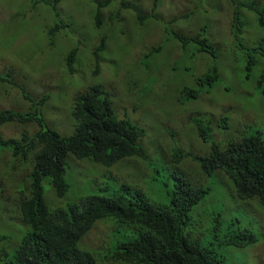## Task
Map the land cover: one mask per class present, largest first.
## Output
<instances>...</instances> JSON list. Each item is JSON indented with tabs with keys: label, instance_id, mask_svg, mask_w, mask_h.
<instances>
[{
	"label": "rangeland",
	"instance_id": "1",
	"mask_svg": "<svg viewBox=\"0 0 264 264\" xmlns=\"http://www.w3.org/2000/svg\"><path fill=\"white\" fill-rule=\"evenodd\" d=\"M152 1L147 0L142 7L146 14H150ZM174 1L178 0H160L159 8L152 12L155 16L142 23L134 18L132 10L120 13L118 18L108 22V13L118 7L114 1L110 7L104 8L103 22L96 28L93 23L94 1L61 0L53 6V0H0V110L26 113L39 107L48 127L68 136L76 124L72 111L73 97L82 93L85 83H99L109 92L118 116L130 119L145 130L139 143L145 142L147 152L151 153L153 148L156 156L167 164L171 162L169 149L162 145L167 140L164 129L184 130L189 125L191 112L199 113L201 117L224 115L233 121H243V134L259 133L264 141V95L263 88L258 85L259 69H246L247 54L244 53L246 48L264 43V27L254 20L258 15L249 7L241 8L239 21L242 32H236V37L231 20L236 7L238 12L237 3L231 0H187L174 5ZM242 1L264 9V0ZM58 21L66 25L55 35L52 46L47 31ZM172 32L186 36L201 33L209 37L221 57L213 58L205 52H197L192 45L183 49ZM104 34L114 38L112 42L110 39L107 41L105 50L99 54V72L95 75L92 73L95 70L92 52ZM159 46L158 52H150ZM74 49L78 51L75 70L69 74L65 67L66 57ZM230 49L236 54L228 55ZM215 65L219 72L217 80L211 87L200 85L199 95L206 97L204 102L199 96L186 99L183 91L198 86L196 79ZM259 66L264 67V61ZM130 70L135 77L131 78ZM228 86L233 90L235 100L243 105L242 120L230 107H226L224 114L211 108L220 99L228 97L224 93ZM216 87H219L217 93L214 91ZM44 97L45 102H42ZM174 100L185 107L171 105ZM192 103H195L193 107L189 106ZM173 106L178 111L181 108L182 115ZM37 127L35 122H5L0 125V135L10 138L18 137L21 132L32 134ZM217 134L221 136V133ZM199 152H204V149ZM28 163L13 159L8 149L0 148V261L9 255L26 232L19 203L20 192L30 186ZM65 166L70 187L63 197H56L53 185H48L45 179L44 197L50 207H67L69 202L92 193L109 197L114 192H121L125 184L134 189L145 186L143 178L146 173L142 170V161L136 156L123 158L109 167L89 158L78 159L68 152ZM173 169L165 166V170ZM181 169L199 178L188 161L181 163ZM218 173L216 171L205 179L213 193L206 197L208 203L202 212L194 211L191 217L197 213V219L203 218L211 207L218 208V220L211 217L210 222L213 227L220 221L222 235L213 236L211 228L206 237L200 239L225 256L223 264H258L264 261L261 227L264 226V208L256 199L230 198L229 187L234 194L236 188L226 174ZM162 175L166 179L168 172ZM210 203L211 207H207ZM96 222L79 245L99 256L107 253L110 256L116 250V243L135 233L129 226L118 225L111 219ZM243 227L253 233L255 245L245 248L220 243L227 232H236Z\"/></svg>",
	"mask_w": 264,
	"mask_h": 264
},
{
	"label": "trees",
	"instance_id": "2",
	"mask_svg": "<svg viewBox=\"0 0 264 264\" xmlns=\"http://www.w3.org/2000/svg\"><path fill=\"white\" fill-rule=\"evenodd\" d=\"M59 1L61 0H53V6ZM91 1L95 2L93 23L96 28L103 22L104 8L110 7L114 1L118 3V7L108 13V22L118 17L131 4H136V0ZM159 1L153 0L152 12ZM240 5L253 9L258 15L256 23L264 27V9L244 2ZM136 13V19L140 23L155 16L154 13L148 16ZM65 25L58 21L49 28L47 36L51 39L50 45H54L55 35ZM233 29H236L234 23ZM108 35H102L100 43L92 52L95 61V70L92 73L95 75L99 72V54L105 50L107 41L110 39L109 42H112L114 38ZM172 36L178 38L184 47L192 43L200 52L213 58L220 56V51L201 33L184 37L172 32ZM83 38H86L85 35ZM159 50L160 46L150 52ZM77 52L74 49L66 57L65 67L69 74L74 73ZM231 53L236 54L230 49L227 54ZM244 53L247 54L246 69L250 71L257 66L258 55L264 59V43L253 48L248 47ZM129 72L131 78L135 77L131 70ZM218 76L216 68L208 77L199 78L198 86L185 89L184 96L186 99L196 98L200 85L211 87ZM263 82L264 68L258 85L261 87ZM87 84L85 83L82 93L73 97L72 111L76 124L73 133L68 136L48 127L39 107L26 113L10 109L0 110V125L17 121L35 122L38 126L32 134L21 132L16 138H3L0 135L1 150L8 149L13 159L29 162L27 169L30 179L29 189H22L20 192L19 203L26 232L0 264H97L96 253L80 247L79 241L99 219H111L117 224L132 225L135 232L116 243L115 254L108 258L99 257L110 264H222L225 256L217 253L212 246H205L200 239L206 237L205 233L208 234L210 228L213 236L222 235L220 221L213 224V227L210 222L211 217L214 221L219 218V209L212 208L211 203L207 205L211 210L203 214V218L197 219L199 212L208 203L206 197L213 193L212 187L205 184V179H209L215 170L222 169L232 179L237 198L256 199L264 208V141L261 135L257 133L249 136L241 133L239 139L230 138L226 145L221 146L211 139L213 119L191 112L189 125L184 130H173L171 127L164 129L167 140L162 145L171 149L173 160L178 165L183 159H188V165L198 172L199 178L178 168L165 170L166 164L156 158V151L152 148L151 153H148L139 143L145 130L130 119L118 116L109 92L99 83ZM45 99L46 97L41 101L45 102ZM206 145L209 151H205ZM177 146L185 153L177 152ZM203 149L205 152H199ZM68 152L78 159L89 158L109 167L123 158L136 156L143 163L142 170L147 176L150 174L153 182L161 189V199H149L144 195L147 189H134L125 184L121 192L113 193L109 197L92 193L80 197L78 201L69 202L67 207L47 206L44 200L45 179L48 185H53L58 197H63L69 190L70 184L65 175ZM165 172H168L166 179L162 175ZM145 181L148 182V178ZM194 211L198 214L194 213L192 218L191 213ZM261 227L264 232V226ZM255 241L250 229L243 227L233 233L227 232L220 243L248 247Z\"/></svg>",
	"mask_w": 264,
	"mask_h": 264
},
{
	"label": "clouds",
	"instance_id": "3",
	"mask_svg": "<svg viewBox=\"0 0 264 264\" xmlns=\"http://www.w3.org/2000/svg\"><path fill=\"white\" fill-rule=\"evenodd\" d=\"M131 2L133 1V0H130ZM147 1V0H146ZM146 1L145 0H136L135 1V3L136 4H131V6H128L125 10H123V11H121V13H124V12H131V11H129V10H132L133 12H131L133 15H134V18L136 19V12H138L139 14H141V16H148V15H150L151 13H152V10H151V6H152V4H151V6H150V14H146L147 12H144L143 11V9H142V7L143 6H145L146 4ZM233 3H237L238 4V12H237V7L235 8V10H234V14L232 15V20H231V26H232V31H233V34L234 35H236V32H242V28H241V25H242V23L239 21V10L241 9V8H245V7H247V6H241L240 5V3H242L243 1L242 0H231ZM153 2V1H152ZM186 3L187 2V0H178V1H174L173 2V4L175 5V3H177V5H179V4H183V3ZM160 4V3H159ZM159 4H157L156 6L159 8ZM173 5V6H174ZM156 7V8H157ZM120 15V14H119ZM118 15V16H119ZM236 17H237V20H236ZM116 18H118V17H116ZM149 18V17H148ZM148 18H146V19H148ZM137 20V19H136ZM254 20H255V22H256V17H254ZM138 21V20H137ZM172 21H175V19H173ZM233 23L235 24V28L236 29H233ZM171 24V23H170ZM257 24V23H256ZM176 33H178V34H180V35H183V34H181V33H179V32H176ZM196 35V34H195ZM195 35H188V36H195ZM184 37H188V36H186V35H183ZM236 37H237V35H236ZM209 38V37H208ZM176 39V38H175ZM209 40H210V38H209ZM175 41H178L179 43H180V45L183 47V49H186V48H188L189 46H194L195 47V49H196V51L197 52H200V51H198V47L196 46V45H194V44H192V43H190V44H188V46H186V47H184L183 46V43L182 42H180V40L177 38ZM211 41V40H210ZM212 42V41H211ZM213 43V42H212ZM214 45V44H213ZM215 47V46H214ZM220 57H221V55H220ZM219 57V58H220ZM247 57V56H246ZM258 64H257V66L255 67V68H258L259 69V75H258V83H259V76H260V74H261V71H262V69L264 68V67H261L260 68V66H259V64H260V62H262V61H264V59H263V57H261V56H259L258 55ZM178 64H179V62H178ZM217 67H216V65L215 66H213L207 73H204V74H202V75H200L197 79H196V82L198 83L199 82V78H202V77H208V75H209V73H211V72H214V70L216 69ZM219 77V76H218ZM216 81V80H215ZM215 81H213V83L215 82ZM213 83H212V85H213ZM261 88H263L264 89V82L262 83V85H261ZM263 89H262V93H263V95H264V91H263ZM215 93H217L218 91H219V87H216L215 88ZM232 91L233 90H231V88H230V86H228L227 88H225L224 89V93L225 94H227L228 95V97L226 98V99H220L219 100V102H216V103H214V106H212L211 108H213V109H217L218 111H220V112H222L223 114L226 112V107H230L231 109H232V111L237 115V116H239V118L242 120V109H243V105H240L239 104V102L237 101V100H235V98H234V96H233V94H232ZM199 94H200V92H199ZM198 94V96H199V98H200V100L202 101V102H204V100H205V96L204 95H199ZM197 96V97H198ZM196 97V98H197ZM195 98V97H194ZM195 98V99H196ZM172 104H176V105H178V106H181V108H184L185 106H182L181 105V103L180 102H178V101H176V100H174V102H172L171 103V105ZM195 103H192V104H189V106H192L193 107V105H194ZM181 108H179V111H178V109L177 108H175V106H173V109H175V111L177 110V113L178 112H180V115H182V111H181ZM212 119H213V122H212V127H213V132H212V135H211V139L212 140H214L215 142H218L219 144H221V146H224V145H226V142L230 139V138H233V137H236L237 139H239L240 138V136H241V133H242V128L244 127L243 126V124H242V122H239V121H233V120H231L230 119V117H228V116H224V115H221V117H218V116H210ZM217 125H218V127H217ZM217 133H221V136H219ZM227 136V138H224V136ZM250 136V135H249ZM10 138H16V137H10ZM208 144V143H207ZM144 148H145V145H146V143L145 142H143L142 144H141ZM164 148H168L169 149V151H170V162H171V164H167V163H165L162 159H160L158 156H156V158H158L163 164H166V166L167 167H174V168H178V170L180 169V170H182L181 169V163H184L185 161H188V159H183L181 162H180V164L178 165V163H176L174 160H173V152L171 151V149L169 148V147H167V146H164ZM147 151V150H146ZM176 151L177 152H180V153H185L184 151H182L180 148H179V146H177V149H176ZM205 151H209V149H208V145H206L205 146ZM204 151V152H205ZM136 159H139V158H137L136 157ZM141 160V159H140ZM135 163V162H134ZM216 171H219V173L218 174H220V175H223V170L222 169H217V170H215L214 172H216ZM213 172V173H214ZM228 176V175H227ZM229 177V176H228ZM148 178V182L147 181H145V179H147ZM152 177H151V175L150 174H148V176L147 177H144L143 178V182H144V184H145V186L143 187V186H138V188H144V189H147V193H145L144 195L147 197V198H149V199H153V200H157V201H159L161 198H160V195L161 194H163V193H161L162 191H161V189L153 182V180L151 179ZM230 178V177H229ZM231 179V178H230ZM231 181H232V179H231ZM233 182V181H232ZM225 184H227V183H225ZM234 184V183H233ZM235 186V185H234ZM149 187H152V189H149ZM138 188H135V189H138ZM53 189H54V192H55V188L53 187ZM229 192H231L232 194H230V198H232V196H234L237 200L239 199V198H237V192H236V194H234V191L233 190H231V188L229 187ZM115 193V192H114ZM55 196L56 197H58L57 195H56V192H55ZM44 200H45V197H44ZM242 200V199H241ZM45 203L47 204V206H49L50 207V205L45 201ZM19 206H20V204H19ZM200 209V208H199ZM19 213H20V217L22 218V215H21V211H20V209H19ZM194 216V215H193ZM110 220V219H109ZM96 223H98V222H95L94 224H93V226L89 229V230H91L93 227H94V225L96 224ZM119 225V224H118ZM125 226H129V229L130 230H132V231H134V229H133V226L132 225H125ZM115 229V228H114ZM113 229V230H114ZM211 229V228H210ZM88 230V231H89ZM88 231L82 236V238L88 233ZM233 233V232H232ZM252 233V232H251ZM262 233H264L263 231H262ZM206 235H207V233H205ZM253 234V233H252ZM108 236H109V234H108ZM81 238V239H82ZM109 238H110V236H109ZM80 239V240H81ZM256 240V239H255ZM263 240H264V236H263ZM256 242V241H255ZM255 242H254V244L253 245H255ZM112 245V244H111ZM205 246H207V244H204ZM250 246H252V245H250ZM112 247V246H111ZM110 247V248H111ZM245 247V246H244ZM84 248V247H83ZM246 248V247H245ZM89 250V249H88ZM91 252H93V251H91ZM95 253V252H94ZM113 254H115V253H113ZM96 256H98L97 257V259H96V262H97V264H110L109 262H106L105 260H100V258L99 257H106V258H108L109 257V253H107V254H104L103 256H99L98 254H96ZM98 260H100V261H98ZM225 260V259H224ZM262 262H264V261H262ZM262 262L261 261H259V263L258 264H262ZM121 264V263H120ZM223 264V263H222Z\"/></svg>",
	"mask_w": 264,
	"mask_h": 264
}]
</instances>
